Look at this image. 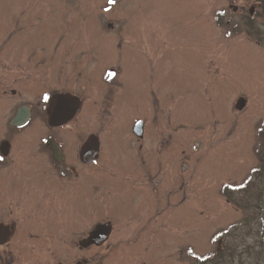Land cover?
I'll list each match as a JSON object with an SVG mask.
<instances>
[{"label": "flooded vegetation", "instance_id": "af4514ba", "mask_svg": "<svg viewBox=\"0 0 264 264\" xmlns=\"http://www.w3.org/2000/svg\"><path fill=\"white\" fill-rule=\"evenodd\" d=\"M229 2L235 26L245 32L253 30L251 23L259 26L255 21L264 10L263 0ZM0 15V264H182V259L198 264L190 244L179 248L178 240L172 241L162 226L164 199L158 185L171 183L167 170L175 164L181 170L178 183L187 182L188 160L186 148H174L168 129L163 123L159 126L157 114L164 117L155 100L156 95L158 100L163 97L160 83L136 107L130 89L134 85L124 74L116 78L118 67H100L95 77V67L89 71L83 66V61L94 62L91 56H98L97 47L92 49L95 54L85 50L83 59L82 51L74 53L73 45L60 43L58 30L46 36L36 31L43 23L39 17ZM114 21L103 26L116 33L114 27L121 30L122 24L114 26ZM143 27L137 28V42L142 63L148 66V76L143 71L146 83L158 74L163 78L157 71L162 47L145 43V36L154 34ZM110 46L103 48V55L124 52L118 42ZM69 60L78 69L70 77L65 65ZM117 93L132 121L115 127L105 123L94 130L73 125L76 116L87 115L88 102L96 108L107 96L101 107H109ZM90 137L97 141L93 162L82 159L80 152ZM130 171L138 175L139 187L94 191L103 183L101 172L115 175L116 180H108L111 184L125 182ZM169 215L165 221L177 217ZM225 231L218 232L224 240ZM172 245L166 255L165 246ZM230 260L225 241L205 263Z\"/></svg>", "mask_w": 264, "mask_h": 264}, {"label": "rangeland", "instance_id": "374dc122", "mask_svg": "<svg viewBox=\"0 0 264 264\" xmlns=\"http://www.w3.org/2000/svg\"><path fill=\"white\" fill-rule=\"evenodd\" d=\"M229 4V0H0V14H16L22 20L39 17L43 23L36 31L46 36L58 30L60 43L73 45L74 53L82 51L83 59L85 50L95 54L92 49L97 47L98 56H91L95 66L84 61L83 66L89 71L95 67V77L100 67V71L103 66L118 67L116 78L124 74L128 84L134 85L130 89L136 107L160 83L163 97L158 100L156 95L155 100L164 117L162 120L157 114L159 126L163 123L168 129L174 148H186L188 160L184 169L187 182L178 183L181 170L175 164L167 170L171 183L158 185L162 200L169 199L160 212L164 230H169L172 241L178 240L179 248L189 243L198 264H207L225 241L228 255L234 259L229 264H264V176L249 175L258 166L254 156L256 127L264 118V45L235 26ZM108 20H115L114 26L121 21L122 29L114 27L116 33L108 30L103 26ZM257 23L264 33V18ZM139 25L154 34L146 35L145 43L162 45L157 71L163 78L158 74L146 83L143 71L148 76V66L144 67V56L138 51ZM112 41L122 47L116 49L124 50L122 55H103V48L111 47ZM65 65L69 77L78 71L71 60ZM143 91L144 97L138 96ZM118 94L109 107H101L107 96L96 108L88 102L87 115L76 116L73 125L84 124L94 130L105 123L115 127L129 118L132 121ZM89 97L93 101L94 97ZM237 99H242L244 106L236 110ZM101 173L103 183L98 187L93 182L94 191L139 187L135 182L138 175L131 171L124 174L125 182L111 184L108 180H116L115 175ZM246 178L256 189L253 193L262 194L258 200H249L246 190L234 193L241 201L237 207L222 195V188ZM252 200L255 207L248 206ZM175 213V220L165 221ZM221 229L227 232L225 240L218 235ZM172 247L165 246L166 255Z\"/></svg>", "mask_w": 264, "mask_h": 264}, {"label": "trees", "instance_id": "16d2710c", "mask_svg": "<svg viewBox=\"0 0 264 264\" xmlns=\"http://www.w3.org/2000/svg\"><path fill=\"white\" fill-rule=\"evenodd\" d=\"M264 1V0H263ZM264 15V10L261 11V13L259 14V18H256V21H261V16ZM252 26L250 28H253V30H248L246 31V35L249 38H254L258 43L264 45V33L259 29V26H256V23L254 25V23H251ZM256 26V32L253 33L254 28ZM256 151L254 156H256V159L258 160V166L257 168H253L250 170L249 175L254 176L255 178H261L262 176H264V118L262 120L259 121V125L256 127ZM248 175V177H249ZM251 180L249 178L244 179L243 181H241L240 183H229L228 185L224 186L222 188V190H224L222 192V195L227 199V201H231L232 203H236L237 207L239 205H241V201L240 199L237 198V196L234 195V193H240V191H245L248 192L249 197L248 199H259L262 193L259 194H255L253 193L255 190L253 189V186H251L250 184ZM240 201V202H239ZM253 205L254 207L255 202L252 200V203L249 201L248 206ZM227 233V232H226ZM218 256V255H217ZM230 256V255H229ZM233 257V256H232ZM231 258V262L233 261V258Z\"/></svg>", "mask_w": 264, "mask_h": 264}, {"label": "water", "instance_id": "95a60500", "mask_svg": "<svg viewBox=\"0 0 264 264\" xmlns=\"http://www.w3.org/2000/svg\"><path fill=\"white\" fill-rule=\"evenodd\" d=\"M236 102V110L241 109L244 106V101L242 99H237ZM80 152L82 159L85 158L87 162L95 161V158L97 157V141H95V137L88 138L87 142L84 144V147Z\"/></svg>", "mask_w": 264, "mask_h": 264}, {"label": "snow or ice", "instance_id": "6c2138e0", "mask_svg": "<svg viewBox=\"0 0 264 264\" xmlns=\"http://www.w3.org/2000/svg\"><path fill=\"white\" fill-rule=\"evenodd\" d=\"M109 2H114V0H109ZM110 75H114V74H111V73H110ZM44 99L47 100V99H48V96L45 95V96H44Z\"/></svg>", "mask_w": 264, "mask_h": 264}]
</instances>
